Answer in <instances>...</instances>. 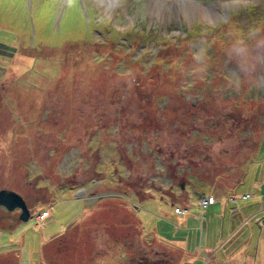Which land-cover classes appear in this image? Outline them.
<instances>
[{
  "label": "rangeland",
  "instance_id": "obj_1",
  "mask_svg": "<svg viewBox=\"0 0 264 264\" xmlns=\"http://www.w3.org/2000/svg\"><path fill=\"white\" fill-rule=\"evenodd\" d=\"M0 41V264H264V0H0Z\"/></svg>",
  "mask_w": 264,
  "mask_h": 264
},
{
  "label": "water",
  "instance_id": "obj_2",
  "mask_svg": "<svg viewBox=\"0 0 264 264\" xmlns=\"http://www.w3.org/2000/svg\"><path fill=\"white\" fill-rule=\"evenodd\" d=\"M0 207L8 212L19 211V222H27L30 219V211L24 199L11 190H0Z\"/></svg>",
  "mask_w": 264,
  "mask_h": 264
},
{
  "label": "clouds",
  "instance_id": "obj_3",
  "mask_svg": "<svg viewBox=\"0 0 264 264\" xmlns=\"http://www.w3.org/2000/svg\"><path fill=\"white\" fill-rule=\"evenodd\" d=\"M231 55L238 61L241 71L250 72L254 67V58L248 47L243 45V42H238L237 46L233 48Z\"/></svg>",
  "mask_w": 264,
  "mask_h": 264
},
{
  "label": "trees",
  "instance_id": "obj_4",
  "mask_svg": "<svg viewBox=\"0 0 264 264\" xmlns=\"http://www.w3.org/2000/svg\"><path fill=\"white\" fill-rule=\"evenodd\" d=\"M3 32L8 33V34H10L11 36H13V33H11V30L8 29L7 27L4 28ZM0 43H1V44H4V45L6 44L5 42H1V41H0ZM6 45H7V44H6ZM8 45H9V43H8ZM43 61H44L46 64L43 65V62H42V63H38V64L36 63V64H35L36 67H35L34 69H32V72H29V74H30V78L32 77L31 79H33V77L35 76V74L33 75V73H36V74H37L38 72H39V73H42V74H39L38 76L43 78V77H45V74H48V73H50V72H52V71L54 70V69H52V68H55V69H56L55 64H53L50 60H48V61L43 60ZM36 62H37V61H36ZM37 65H38V66H37ZM39 65H40V66H39ZM53 65H54V66H53ZM37 67H39V68H37ZM211 206H212V205H211ZM209 207H210V206H209ZM209 207H208V208H209ZM208 208H207V209H208ZM207 209H206V210H207ZM206 210H205V211H206ZM205 211H204L203 213H205ZM46 215H47V214H46ZM30 218H31V216H30ZM201 218H203V215H202ZM201 218H199V219H201Z\"/></svg>",
  "mask_w": 264,
  "mask_h": 264
},
{
  "label": "crops",
  "instance_id": "obj_5",
  "mask_svg": "<svg viewBox=\"0 0 264 264\" xmlns=\"http://www.w3.org/2000/svg\"><path fill=\"white\" fill-rule=\"evenodd\" d=\"M209 197L213 198L212 196H209ZM76 198H81V197H78V196H77V193H76ZM213 199H214V198H213ZM214 200H215V199H214ZM233 201H234V200H233ZM209 208H211V206H210ZM209 208L206 210V212L209 210ZM214 210H216L215 205H213V209L211 208V212L214 213ZM180 211H181V212H180ZM243 211H244V209H240L238 213L241 214V213H243ZM206 212H205V213H206ZM231 212H232L231 214H233L234 216L236 215V210H233V211H231ZM42 213H43V212H42ZM46 214H47V213H46ZM183 214H186V211L182 212V210H179L178 215L184 216ZM48 216H49V215L47 214V215H45V216L42 217V218L44 219V218H47ZM214 216H215L216 219H218V218L216 217V213H215ZM38 217L40 218V216H37V218H38ZM37 218H36V219H37ZM39 218H38V219H39ZM197 219H198V218H197ZM203 219H204V216H203ZM181 220H182V222H184V223L188 221V220L185 221V220H183V219H181ZM199 220H200V219H199ZM204 221H205V220H204ZM229 222H230V221H229ZM229 222H228V223H229ZM203 224H204V222H203ZM203 224H202V228L204 229V231H206L207 227H206V225L203 227ZM202 228H201V229H202Z\"/></svg>",
  "mask_w": 264,
  "mask_h": 264
},
{
  "label": "built area",
  "instance_id": "obj_6",
  "mask_svg": "<svg viewBox=\"0 0 264 264\" xmlns=\"http://www.w3.org/2000/svg\"><path fill=\"white\" fill-rule=\"evenodd\" d=\"M213 201H214V199H212V198H202V199H201V202H200V209H201V211H205V210H206V209L212 204ZM175 211H176V212H179L178 209H176ZM45 214H46V213H43V214L41 215V217H44ZM41 217H40V218H41Z\"/></svg>",
  "mask_w": 264,
  "mask_h": 264
},
{
  "label": "bare ground",
  "instance_id": "obj_7",
  "mask_svg": "<svg viewBox=\"0 0 264 264\" xmlns=\"http://www.w3.org/2000/svg\"><path fill=\"white\" fill-rule=\"evenodd\" d=\"M54 71H55V70H53V72H54ZM34 74H35V76L33 77L34 80H35L34 82H36V84H37V86H38V84H39V82L37 81V79H38V75H39V74H42V73H39V72H38L37 74H36V73H33V75H34ZM208 198H211V197H208ZM212 199H213V198H212ZM215 203H216V202H215V200H214V201L212 202L211 205L213 206V205H215ZM211 205H210V206H211Z\"/></svg>",
  "mask_w": 264,
  "mask_h": 264
}]
</instances>
